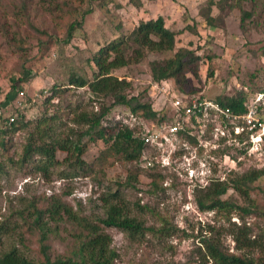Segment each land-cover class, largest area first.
<instances>
[{
    "label": "trees",
    "instance_id": "trees-1",
    "mask_svg": "<svg viewBox=\"0 0 264 264\" xmlns=\"http://www.w3.org/2000/svg\"><path fill=\"white\" fill-rule=\"evenodd\" d=\"M53 1L62 16L56 14L53 17L56 22L46 23L48 20L38 14L33 0H0V37L13 50L23 54L19 64L21 69L30 71L26 64L30 61L28 52L33 45L32 39H35L34 43L39 49L44 46L45 36L55 39L66 31L67 40H70L76 28H83V17L92 12L96 5L106 13L109 12L108 2H113L85 0L84 6L79 8L66 0ZM248 1L251 7H243L244 2ZM129 2L136 8L142 4V0ZM113 3L115 7L120 6ZM257 6V0H206L199 7L198 17H191L192 23L185 24L183 29L191 33H199L197 26L206 31L213 30L218 26L219 16L225 18L228 15L224 11L237 9L241 32H246L250 25L263 34L261 42L248 50L250 56L260 57V66L249 77L256 82V79L264 77V13L260 10L257 16ZM213 7L218 9L216 14ZM186 16L187 21L190 20V16ZM117 27L119 29V25ZM176 35L174 30L165 26L161 15L140 20L128 34L117 33L98 44L90 56L82 60L83 72L69 70L67 85H53L43 98V108L39 113L29 116L25 108L16 107L10 114L13 121H9L10 116L0 113V190L1 180L9 167L25 172L34 171L45 179L53 174L60 179L89 176L100 183L107 165L115 161L128 164L125 176H120L113 188L99 195L103 215L85 213L80 203L74 206L66 199L69 190L33 194L23 206L11 209L8 215L0 219V244L4 235L12 234L20 246L13 244L0 250V264H116L118 253L112 246V236L107 231L109 227L125 231L132 237L145 233L191 235L167 221L163 224L162 220L163 226L154 227L130 215L121 188H136L141 171L139 163L146 143L139 130L108 122L111 110L117 106L126 108L129 113L151 124L171 120L164 108L153 107V99L148 92L152 85L160 87L169 81L177 89V95L184 100L194 95L196 89L191 86L186 74L191 72L195 75L200 55L192 44L177 45ZM152 54L154 57L149 59ZM206 57L209 61L212 58L209 52ZM143 59H147L150 76V82L143 88H139L140 85L135 87L132 80H127V72L122 77L116 74V71L127 68L130 62L138 63ZM212 73L210 68L207 75L212 76ZM25 79L13 78L11 88H21L20 82ZM71 88H85L90 100L100 103L99 108L86 110L72 107L70 102L59 107L53 101L54 97L56 94L62 97ZM258 90L264 92V86ZM213 100L222 108L228 107L234 114L245 112L249 101L248 94L242 88L230 95L220 94ZM260 109L258 102V112ZM190 121L194 127L186 125L179 133L195 144L201 123L194 116ZM207 125V131L211 132L213 126ZM18 130L25 131L26 136L19 151L14 153L10 148L14 144L13 133ZM97 142H102L103 147L92 160H86L84 152L87 145ZM242 147L238 149L239 153L247 152L248 142ZM146 168L150 170V186L154 190L163 180V168L155 161ZM261 177H264V165L248 168L222 180L211 178L206 185L195 189L194 202L198 210L215 211L218 219L231 223L230 233L238 251H230L216 234H203L199 235L195 258L181 264H264V226L260 233L251 238V228L246 224L249 216L264 219V184H256ZM229 189L232 190L231 194L224 197ZM136 206L139 210L148 208L147 205ZM233 214L240 223L231 222ZM62 234L70 242L62 251L52 255L51 243Z\"/></svg>",
    "mask_w": 264,
    "mask_h": 264
},
{
    "label": "rangeland",
    "instance_id": "rangeland-1",
    "mask_svg": "<svg viewBox=\"0 0 264 264\" xmlns=\"http://www.w3.org/2000/svg\"><path fill=\"white\" fill-rule=\"evenodd\" d=\"M33 1L37 6L38 14H42L48 20L46 23L56 22L53 17L60 12L53 0ZM66 1L77 4L79 8L85 4V0ZM112 1L120 6L115 7L113 2H108L109 12L105 13L103 8L96 5L92 12L83 17V28H76L70 40H67L66 31L60 33L55 39L45 36L44 46L39 49L34 43L35 39H32L33 45L28 52L30 61L26 64L30 71L21 69L19 66L23 54L13 50L7 41L0 37L1 115L11 116L12 109L16 107L25 108L29 116L39 113L43 108V98L48 95L51 87L53 85L66 86L71 69L83 72L82 60L89 57L98 44L117 33L128 34L140 20L161 15L165 26L177 33V45L192 44L197 54L200 55L195 66V75L191 72L186 74L191 86L196 89L194 95H202L206 99L213 100L220 94L230 95L242 88L248 94V99H256L261 104L258 116L264 124V92L258 90L260 86H264V77L256 79V82H252L249 78L250 74L256 72L260 66V57L254 58L248 51L249 47L255 48L258 42H261L263 34L250 25L246 32H241L238 28L239 11L237 9L231 12L224 11L228 15L225 18L219 16L218 26L215 29L206 31L201 26H197L199 33H191L183 27L185 24L192 23L191 17H198L197 14L201 9L199 7L206 0H156L153 2L142 0L138 8L133 6L129 0ZM257 2L256 14L258 16L260 10L264 13V0H257ZM243 7L250 8L251 2H244ZM213 10L214 14L218 12L216 8ZM186 15L190 16V20L187 21ZM49 32L50 29H48ZM207 52L212 56L210 61L206 57ZM153 57L152 54L148 58ZM210 68L213 72L212 76L207 75ZM125 72L128 73L126 79L132 80L135 87L140 85L139 88H143L150 82L147 59L138 63L132 61L127 68L116 71V74L122 77ZM22 77L27 79L20 82L21 88H11L12 79ZM166 85L167 89L169 86L171 95H177V89H174L169 81ZM159 90L158 86L152 85L148 91L153 99V107L155 109L164 108L166 114L170 116L172 109L169 99H166L169 95L165 97ZM19 92H23V95ZM53 101L57 102L59 107L70 102L72 107L86 110H97L100 104L90 100L85 88H71L62 97L56 94ZM128 113L126 108L114 107L109 114L108 122H114L116 117H125ZM200 120L202 130L197 136V156L198 161L203 162L204 160L205 165L200 167L198 162L192 164L195 168L194 177L187 176L182 169L181 162L177 160L174 168L166 167L161 170L164 173L163 180L153 190L150 186L151 177L148 175L150 170L144 168L140 162L141 171L136 188H121L124 203L130 215L154 227L163 226L167 221L191 235L188 237L177 233H145L142 236L132 237L125 231L109 227L107 231L112 236V246L118 253L116 264H181L195 258L199 235L210 233L218 235L230 251H238L230 233L231 223L218 219L215 211L198 210L194 202V192L196 188L206 185L211 178L222 180L248 168L264 165V136L260 144V152L248 151L247 148V152L239 153L238 149L243 148L242 146H246L247 143L248 135L244 131L237 134L226 125L224 134L217 137L214 132L211 135L210 131H207V124L218 127L221 124V117L217 113L207 112ZM25 136L26 132L23 130L13 133L14 144L10 148L11 152L19 151ZM102 147V142L89 143L84 152V158L88 161L92 160ZM214 150L217 151L213 152ZM152 151L153 149L148 146L145 154L150 156L153 154ZM59 156L62 157L60 153ZM207 163H210V169ZM127 167L128 164L122 165L118 161L107 165L100 183L91 180L89 176L60 179L53 174L49 179H45L37 172L30 170L25 172L22 169L9 167L7 174L1 180L0 219L8 215L11 209L23 206L33 194L42 192L50 194L61 190H69L70 194L66 196V199L74 206L80 203L85 213L103 215L99 195L108 188H113L116 180L120 176H125ZM256 184L263 185L264 177L258 179ZM231 192L232 190L229 189L224 197L230 195ZM136 205H147L148 208L139 210ZM230 220L237 224L240 223L235 214ZM246 224L250 226V236L253 238L263 228L264 219L249 216L246 218ZM1 242L0 250L13 244L20 246L12 234L4 235ZM69 242L66 236L60 235L51 243L52 255L62 251Z\"/></svg>",
    "mask_w": 264,
    "mask_h": 264
},
{
    "label": "built area",
    "instance_id": "built-area-1",
    "mask_svg": "<svg viewBox=\"0 0 264 264\" xmlns=\"http://www.w3.org/2000/svg\"><path fill=\"white\" fill-rule=\"evenodd\" d=\"M159 89L165 97L169 95L168 99L172 113L168 117L171 120L151 124L149 121L131 113L121 118L118 116L114 120L121 126H127L132 129L137 128L136 130H139L142 134L146 147L149 146L153 149V154L150 156L145 154L146 147L143 150L141 164L144 168L151 166L154 161L163 169L166 167L174 168V164L179 160L184 173L192 178L195 169L192 164L198 162L200 163L199 166L202 167L205 165L203 163L204 160H202L203 162L198 161L197 143L191 144L186 138L182 137L179 131L185 129L186 125L190 128L194 127V124L190 121L192 116L201 123L200 118L207 112L217 113L221 117V124L212 128L211 135H213V132L217 137L218 135H223L224 127L228 125L235 133L240 134L244 131L248 135L246 140L248 142V151L260 152V144L264 136V124L258 116V102L256 99H249L245 112L234 114L228 107L222 108L214 100L206 99L205 97L192 95L187 100H184L180 95H171L169 86L167 89L166 82ZM19 94L23 95V92H19ZM9 121H13L12 116L9 117ZM201 130L202 128L200 132ZM187 132L193 135L191 130ZM175 155H177V158H175ZM206 165L209 168L210 163ZM207 178L209 177L207 176Z\"/></svg>",
    "mask_w": 264,
    "mask_h": 264
}]
</instances>
